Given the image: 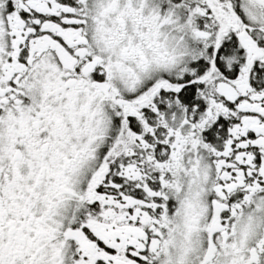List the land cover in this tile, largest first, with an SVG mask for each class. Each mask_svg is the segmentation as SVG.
<instances>
[{"label":"snow or ice","instance_id":"snow-or-ice-1","mask_svg":"<svg viewBox=\"0 0 264 264\" xmlns=\"http://www.w3.org/2000/svg\"><path fill=\"white\" fill-rule=\"evenodd\" d=\"M0 264H264V0H0Z\"/></svg>","mask_w":264,"mask_h":264}]
</instances>
